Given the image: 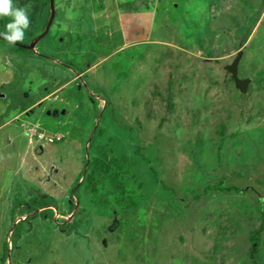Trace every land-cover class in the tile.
<instances>
[{
	"label": "rangeland",
	"instance_id": "374dc122",
	"mask_svg": "<svg viewBox=\"0 0 264 264\" xmlns=\"http://www.w3.org/2000/svg\"><path fill=\"white\" fill-rule=\"evenodd\" d=\"M48 4L0 40V264H264V0H53L22 48Z\"/></svg>",
	"mask_w": 264,
	"mask_h": 264
},
{
	"label": "clouds",
	"instance_id": "9594fccd",
	"mask_svg": "<svg viewBox=\"0 0 264 264\" xmlns=\"http://www.w3.org/2000/svg\"><path fill=\"white\" fill-rule=\"evenodd\" d=\"M5 16L10 17L11 21L6 25V31L0 33V35H2L9 44L22 42L25 30L28 29L30 25L26 9L14 7L13 0H0V17ZM249 237H253L256 240L255 235L252 233ZM249 237L248 240L251 247L252 242Z\"/></svg>",
	"mask_w": 264,
	"mask_h": 264
},
{
	"label": "crops",
	"instance_id": "0c3cea01",
	"mask_svg": "<svg viewBox=\"0 0 264 264\" xmlns=\"http://www.w3.org/2000/svg\"><path fill=\"white\" fill-rule=\"evenodd\" d=\"M81 30V33L82 34H85L86 33V30H83V29H80ZM119 39H117V43H121L120 41H118ZM123 44H125L124 40L122 41ZM35 51V50H34ZM99 59V56L97 57ZM49 60V59H48ZM49 61H52V63H57L60 65V62L59 61H55V60H49ZM49 63V62H48ZM56 65V64H54ZM56 67V66H55ZM67 67V66H66ZM48 70V66L45 65V71ZM56 70V72H55ZM26 73L27 70H24ZM8 74L10 76H13V73H10V69L8 70ZM68 74H69V70L67 69L66 71V76H65V72L61 71L60 69H53V74L52 75H49L48 74V80H43V82L39 83L42 86V88L44 89V91H46L47 93H45L44 95L40 96L37 98V100L34 101V103L27 109H30L31 107L35 106V105H41L42 103H44L45 101H47V99L49 98H56V94L57 92H61L63 91L64 88H66L68 85H67V77H68ZM82 77V72L78 73L76 77H73L72 79H69V87L72 86L73 82L76 81L77 78L81 79ZM28 78L24 79L25 81L27 80ZM49 82V85L46 84V82ZM60 83H63V84H60ZM46 89V90H45ZM26 110H22L19 114H16L14 116L13 119L17 118V119H20V115L24 116L26 115L24 112ZM35 122H40V121H35ZM30 125H35V123H32ZM35 127V126H34ZM32 134H35V132H33Z\"/></svg>",
	"mask_w": 264,
	"mask_h": 264
},
{
	"label": "trees",
	"instance_id": "16d2710c",
	"mask_svg": "<svg viewBox=\"0 0 264 264\" xmlns=\"http://www.w3.org/2000/svg\"><path fill=\"white\" fill-rule=\"evenodd\" d=\"M49 5V4H48ZM0 33H1V31H0ZM1 36V35H0ZM1 40V39H0ZM2 41V40H1ZM16 44V43H15ZM26 46H27V44H24L23 43V45H22V48H26ZM21 48V47H20ZM255 75H261V72L260 71H257V73L255 74ZM250 80V79H249ZM246 83H247V81H245ZM249 82V81H248ZM246 83H245V85H244V88H243V90H240L238 87H236V90H238L239 91V98H241L242 100H244V99H246L247 98V92H248V84L246 85ZM251 90L253 91V89H252V87H251ZM167 96L168 97H170L171 96V94L168 92L167 93ZM168 107H171V104L169 103L168 105H167ZM206 109H207V107H206ZM263 220H264V208H263V210H262V213L260 214V221L261 222H263ZM250 238V237H249ZM250 240H251V242H252V246L250 247V249H249V257L252 259V264H258L257 262H256V256H257V254H258V248L259 247H261V243H259L258 244V241L257 240H255V238H253V237H251L250 238Z\"/></svg>",
	"mask_w": 264,
	"mask_h": 264
},
{
	"label": "water",
	"instance_id": "95a60500",
	"mask_svg": "<svg viewBox=\"0 0 264 264\" xmlns=\"http://www.w3.org/2000/svg\"><path fill=\"white\" fill-rule=\"evenodd\" d=\"M49 6H50V9H51V16H50V18H49V21H48V23H47V27H45L46 29H45V31L41 34V35H39L34 41H32L31 43H30V45H27L26 47H28V49H30V50H34V48H35V44L38 42V40L41 38V37H43L46 33H47V31L49 30L48 28H49V25L51 24V21H52V19H53V0H49ZM237 87L240 89V90H243V88H244V84H242V83H237Z\"/></svg>",
	"mask_w": 264,
	"mask_h": 264
},
{
	"label": "built area",
	"instance_id": "2783aa9c",
	"mask_svg": "<svg viewBox=\"0 0 264 264\" xmlns=\"http://www.w3.org/2000/svg\"><path fill=\"white\" fill-rule=\"evenodd\" d=\"M37 138L38 139H45L47 140L49 143H53V141H59L60 138L62 139V135L59 134V135H55L54 137H51V136H45L44 134H37Z\"/></svg>",
	"mask_w": 264,
	"mask_h": 264
},
{
	"label": "flooded vegetation",
	"instance_id": "af4514ba",
	"mask_svg": "<svg viewBox=\"0 0 264 264\" xmlns=\"http://www.w3.org/2000/svg\"><path fill=\"white\" fill-rule=\"evenodd\" d=\"M0 39L3 41V42H6V43H8L4 38H3V36L1 35L0 36Z\"/></svg>",
	"mask_w": 264,
	"mask_h": 264
}]
</instances>
